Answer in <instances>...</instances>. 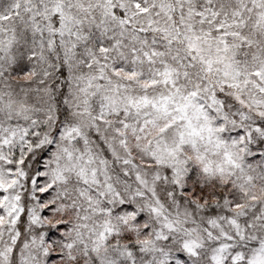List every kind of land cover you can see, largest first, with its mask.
<instances>
[{"label": "snow or ice", "instance_id": "6c2138e0", "mask_svg": "<svg viewBox=\"0 0 264 264\" xmlns=\"http://www.w3.org/2000/svg\"><path fill=\"white\" fill-rule=\"evenodd\" d=\"M0 264H264V0H0Z\"/></svg>", "mask_w": 264, "mask_h": 264}]
</instances>
